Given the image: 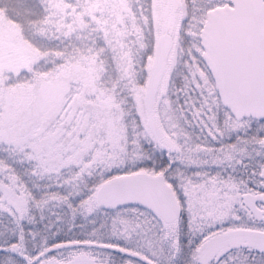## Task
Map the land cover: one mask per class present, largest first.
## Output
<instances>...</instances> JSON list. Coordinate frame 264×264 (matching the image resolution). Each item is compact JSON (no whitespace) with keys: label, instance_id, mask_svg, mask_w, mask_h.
Returning <instances> with one entry per match:
<instances>
[{"label":"snow or ice","instance_id":"6c2138e0","mask_svg":"<svg viewBox=\"0 0 264 264\" xmlns=\"http://www.w3.org/2000/svg\"><path fill=\"white\" fill-rule=\"evenodd\" d=\"M0 264H264V0H0Z\"/></svg>","mask_w":264,"mask_h":264}]
</instances>
